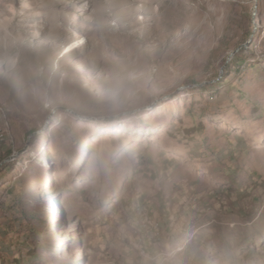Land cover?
Masks as SVG:
<instances>
[{"label":"rangeland","instance_id":"1","mask_svg":"<svg viewBox=\"0 0 264 264\" xmlns=\"http://www.w3.org/2000/svg\"><path fill=\"white\" fill-rule=\"evenodd\" d=\"M9 156L0 264H264V0H0Z\"/></svg>","mask_w":264,"mask_h":264},{"label":"water","instance_id":"2","mask_svg":"<svg viewBox=\"0 0 264 264\" xmlns=\"http://www.w3.org/2000/svg\"><path fill=\"white\" fill-rule=\"evenodd\" d=\"M238 50H239V48L236 49V51H238ZM233 54H234V52L231 53V54L228 56V59H227L226 64L229 62V60L231 59V57H232ZM225 66H226V65H224V66L222 67V69H221V73H223ZM211 82H212V81H211ZM206 83H207V82H206ZM10 159H12V156L7 157V158L4 159L2 162H0V166H1L3 163L9 161Z\"/></svg>","mask_w":264,"mask_h":264}]
</instances>
